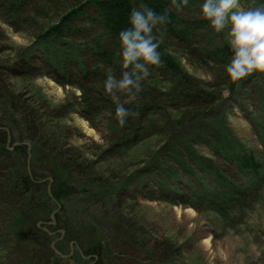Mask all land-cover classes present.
I'll use <instances>...</instances> for the list:
<instances>
[{
	"label": "rangeland",
	"instance_id": "1",
	"mask_svg": "<svg viewBox=\"0 0 264 264\" xmlns=\"http://www.w3.org/2000/svg\"><path fill=\"white\" fill-rule=\"evenodd\" d=\"M203 3L204 0H188L179 10L172 5L182 17L195 20L204 17ZM239 4L248 10L264 6V0H239ZM57 5L62 6L63 1ZM43 13L42 21L54 15L52 11ZM15 18L13 13L0 8V65L15 63L34 43L36 32ZM229 33L230 25L221 32L210 26L204 34L213 44H230ZM165 48L202 89L215 91L221 86L220 91H215V102L224 107L225 117L222 114L221 118L233 135L264 165L262 139L253 124L245 120V107L239 106L243 101L240 98L248 92H252L248 99L254 105L257 104V93L258 103L264 106V74L255 81L259 89L246 80L245 87L238 89L243 91L232 96L229 84L225 83L232 80L220 78V69L215 63L188 56L180 51L178 43ZM46 72L14 80L27 92L39 93L47 111L60 107L73 95H80L77 87L63 86L51 71ZM151 75L172 77L170 72L160 73L158 70ZM157 84L159 89L170 88L164 81H157ZM182 107L177 104L161 109L147 126L151 130L139 136V140L120 145H116L120 132L108 121V115L90 121L81 110L74 109L64 117L51 114L53 130L60 134L63 144L73 146L79 155L94 163L99 172L96 180L103 178V186L98 187L101 180L95 181L94 188L105 194L97 193L94 200L89 201L87 209L90 214L81 215L80 220L90 218L91 224L101 226L110 241L109 250L93 258L82 247L85 245H80L84 234L76 236L78 232L61 248L60 244L68 238L69 232L68 229H52L65 212L62 209L58 214V206L45 223L30 224L38 229L36 232L11 228L13 213L18 210L15 208L20 204L24 213L27 208L22 206V196L12 191L8 181L1 184L4 175L0 172V196L7 201L0 200V264H264V177L247 175L223 154V145L216 140L212 130L209 131L220 112L205 120V133L199 128L194 129L199 137L195 139L184 132L189 128L185 126L192 125L191 116L195 117L194 114H189L182 123L176 120L180 114L182 118L185 111ZM216 144L220 149L215 148ZM181 159L187 162L193 173L181 164ZM200 161L209 164L208 168L203 170ZM216 166L226 178L216 174ZM28 167L30 169L31 164ZM50 179L51 176L48 181ZM52 182L45 185L46 179L39 181L45 185L44 194L51 193ZM115 184L117 189L112 191ZM162 185H174L180 189L176 201L164 192L169 188ZM204 186L208 187L206 193ZM77 187L80 192L83 183H77ZM228 190L236 195L226 194ZM181 195L184 202L179 201ZM59 203L62 208L66 205L64 200ZM67 204L70 208L74 206L72 201ZM120 210L125 223H130L129 230L120 229L112 221L121 215ZM109 259L114 261L109 263Z\"/></svg>",
	"mask_w": 264,
	"mask_h": 264
},
{
	"label": "trees",
	"instance_id": "2",
	"mask_svg": "<svg viewBox=\"0 0 264 264\" xmlns=\"http://www.w3.org/2000/svg\"><path fill=\"white\" fill-rule=\"evenodd\" d=\"M62 1L63 5L59 6L57 4L60 0H0V8L4 12L13 13L16 16L15 21L21 19L31 31L36 32L34 43L25 54L20 55L15 63L0 65L5 68L0 67V172L4 175L1 184L8 181L12 191L22 196V206L27 208L26 214L21 211L20 204L15 208L18 210L13 213L11 228L38 231L30 224L45 223L51 212L57 208L56 202L64 200L66 205L60 207L58 214L62 209L65 212H62L58 223L52 227L54 231L68 229V238L61 242V248L66 246L69 238H75V232H78L76 236L84 234L80 239V245H85L82 247L93 258L94 255L100 256L102 251L105 254L109 250L110 241L101 226L97 223L91 224L90 218L86 221L80 220L81 215L90 214V210L87 209L89 201L94 200L97 193L105 194L94 188L95 181L101 180L97 184L98 187L103 186V178L96 180L99 172L94 163L79 155L73 146L63 144L60 134L53 130L50 121L51 114L55 117H64L74 109L81 110L82 115L90 121L108 115V121L115 129L118 127L120 132L116 145L139 140V136L151 130V127L147 126L157 113L161 109H168L170 105H183L182 109L185 111L182 118L181 114L176 118L178 123H182L189 114H194L195 117L191 116L192 125L189 126V123L185 126L189 127L186 130L194 126L205 128L204 125L207 124L205 120L220 112L209 131L212 130L216 140L223 145V154L247 175L264 177V165L255 158L253 151L248 150L233 135L221 118L222 114L225 117L223 104L215 102V91H220L221 86L219 85L220 88L215 91L202 89L198 81L185 73L182 66L174 61L165 48L178 43L180 51L186 52L188 56L202 62L215 63L220 69V78L229 80L225 66L230 62L233 52L230 44H213L207 39L204 33L211 26L208 19L201 17L190 20L182 17L174 10L172 0ZM142 6L153 9L157 14L167 15V23L157 26L153 32L159 44L157 50L160 52L162 65L149 67L150 76L141 82L142 90L135 100L120 94L121 102L139 113L138 116L129 117L127 123L121 126L115 116V104L105 93L103 84L107 75L112 74L119 78L123 71L119 33L129 27L131 10ZM29 8L33 9L30 11ZM45 11H52L54 15L48 16L49 12L47 20L42 21ZM155 70L160 73L170 72L172 77L151 75ZM43 71H51V74L57 76L59 83L63 86H75L81 94L73 95L60 107H53L47 111L39 93L34 90L27 92L23 87H18L14 80L32 77ZM260 75L261 73L254 72L242 80L225 83L229 84L231 91L229 93L235 96L243 91L238 89L245 87L244 83L247 81L257 88L259 85L255 84V81ZM157 81L166 82L170 88L159 89ZM224 101L225 98L223 103ZM258 118L261 119L258 133L264 144V107L260 108V116H252L255 130L257 128L254 124ZM27 142L31 143L30 149ZM29 151L32 154L30 169ZM180 162L193 173L187 162L183 159ZM200 162L203 170L208 168L209 164ZM214 168L216 174L226 178L224 172L217 166ZM49 176L53 179L51 195L44 194ZM43 179H46L45 185L39 183ZM79 182L83 183L80 192L77 187ZM162 186L169 188L164 189V192L169 193L176 201L180 189L174 185ZM112 188V191L117 189L116 184ZM226 194L235 196L236 192L228 190ZM0 200L7 203L1 196ZM69 201L74 204L72 208L67 206ZM122 216L121 212V215H117L112 221L120 229L129 230L130 223H125ZM76 255L81 257L79 253ZM113 261L109 259V263Z\"/></svg>",
	"mask_w": 264,
	"mask_h": 264
},
{
	"label": "clouds",
	"instance_id": "3",
	"mask_svg": "<svg viewBox=\"0 0 264 264\" xmlns=\"http://www.w3.org/2000/svg\"><path fill=\"white\" fill-rule=\"evenodd\" d=\"M179 10L188 0H172ZM203 16L217 32L230 25V47L233 52L225 71L232 81H239L254 72L264 73V6L245 10L239 0H204ZM166 14H157L142 6L129 14V27L120 31L122 69L119 78L109 74L104 80V91L115 104V116L124 126L129 117L139 113L121 102L124 94L135 100L141 92V82L150 76L149 66L162 65L159 47L153 32L167 23ZM111 72V70H109Z\"/></svg>",
	"mask_w": 264,
	"mask_h": 264
},
{
	"label": "bare ground",
	"instance_id": "4",
	"mask_svg": "<svg viewBox=\"0 0 264 264\" xmlns=\"http://www.w3.org/2000/svg\"><path fill=\"white\" fill-rule=\"evenodd\" d=\"M263 74L264 73H261V75L263 76ZM257 89H259V86H257ZM252 94V93H251ZM248 102L249 103H247V104H245V107H247L248 108V112H247V114H245V120L248 122H250V123H254V122H252V116H260V108L261 107H264L261 103H257L256 105H254L253 104V102L252 101H249V99H248ZM262 103L264 104V99L262 98ZM240 107L242 106V105H239ZM255 106V107H254ZM246 112V111H245ZM260 118H258L257 119V123H255L254 125H255V127L257 128L256 129V131L258 132L259 131V128H260ZM254 121H255V119H254ZM196 127L194 126V127H192V128H190V129H192L191 131H188V130H184V132L185 133H187V135H188V137H190V138H192V137H195V139L196 138H199L198 137V135H197V133L196 132H194V129H195ZM200 130V132H206V130H204V128H202V127H200L199 128ZM197 135V136H196ZM209 142V141H208ZM217 147V149H220L219 148V146L216 144V146H215V148ZM225 155V154H224ZM225 156H227V155H225ZM228 159V158H227ZM228 160H230V159H228ZM231 162H232V164H234V161H232V160H230ZM203 191H205V193L208 191V187L207 186H204L203 187ZM205 195H208V193L207 194H205ZM182 198V195H181V197H180V200L179 201H185V199L183 198V199H181Z\"/></svg>",
	"mask_w": 264,
	"mask_h": 264
},
{
	"label": "water",
	"instance_id": "5",
	"mask_svg": "<svg viewBox=\"0 0 264 264\" xmlns=\"http://www.w3.org/2000/svg\"><path fill=\"white\" fill-rule=\"evenodd\" d=\"M29 144V143H28ZM30 145V144H29ZM30 162H31V155H29V162L28 165L30 166ZM53 216V215H52Z\"/></svg>",
	"mask_w": 264,
	"mask_h": 264
}]
</instances>
